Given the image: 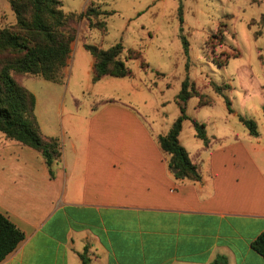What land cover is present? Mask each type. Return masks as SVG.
Masks as SVG:
<instances>
[{
    "label": "crops",
    "instance_id": "1",
    "mask_svg": "<svg viewBox=\"0 0 264 264\" xmlns=\"http://www.w3.org/2000/svg\"><path fill=\"white\" fill-rule=\"evenodd\" d=\"M243 9L249 13L245 21L258 23L260 34L264 0H250ZM72 49L73 65L77 52L76 60L85 57V49L83 43L79 51L76 44ZM85 59L88 89L95 59L91 54ZM68 64L65 76L71 74ZM139 67L149 69L147 63ZM143 74L147 78L140 86L132 85L133 73L116 78H129L122 83L128 82L131 91L153 92L161 97L156 107H166L163 90ZM189 75L203 102L199 96L186 101L188 118L178 140L197 166L198 180L176 179L158 142L180 114L176 97L182 82L169 115L154 117L146 102L140 111L129 99L99 93L101 102L86 105V115L71 113L51 122L39 119L37 98L27 88L35 98L39 132L58 141L60 156L48 166L40 151L0 132V213L24 234L0 264H82L81 255L88 264H210L219 255L227 264H264L251 247L264 230V84L260 107L242 115L256 122L253 136L232 105V112L227 110L223 95L231 91L229 83H214L196 70ZM214 84L225 86L223 95ZM248 93L243 91V100ZM192 98L193 110L211 108L218 100L225 114L190 115ZM191 119L204 124L207 144Z\"/></svg>",
    "mask_w": 264,
    "mask_h": 264
},
{
    "label": "rangeland",
    "instance_id": "2",
    "mask_svg": "<svg viewBox=\"0 0 264 264\" xmlns=\"http://www.w3.org/2000/svg\"><path fill=\"white\" fill-rule=\"evenodd\" d=\"M60 1L66 13L83 14L90 4L100 13L90 18L83 15L71 22L75 37L66 59V64L69 63L67 70H71V74L65 76L60 72V83L65 81V86L61 87L37 75H14L21 85L36 96L37 114L41 121H59L71 113L84 116L86 105L93 104L96 107L101 102L99 93L112 95L121 101L129 99L140 111H144L142 106L146 102L147 113L154 117L162 116L164 112L169 115L182 80L186 75L190 77L189 73L194 70L205 74L214 83H229L231 91L223 97L231 101L233 110L239 115L260 107L261 86L264 84V53L261 47L264 46V27L260 34H256L258 23L245 21L249 13L243 8H246L250 0ZM15 22L8 0H0V29L13 28ZM89 23L102 25L91 28ZM212 33L214 36L209 42L208 39L204 40L206 34ZM183 38L189 44L188 57L183 52ZM85 42L104 48L121 42L125 64L135 77L131 80L134 83L132 85L140 86L143 77L147 78L143 72H148L150 80L163 90V99L168 101L166 107H156L155 103L161 97H154L153 92L131 91L128 82L122 83L129 78L122 80L106 76L99 82L91 79L86 89L83 85V69L85 57L89 58L90 54L82 50L80 52L85 54L83 59L76 60L77 52L73 65L70 61L72 47L76 44L79 51L81 43ZM145 63L153 72L149 73V69L144 71L139 67H144ZM155 71L162 72L163 76ZM246 89L249 93L243 100V91ZM194 101L196 99L192 98L188 103L187 113L190 115L195 114L201 118L203 115L222 117L225 114L218 100L211 108L197 107L193 110ZM207 126L210 128V124Z\"/></svg>",
    "mask_w": 264,
    "mask_h": 264
},
{
    "label": "trees",
    "instance_id": "3",
    "mask_svg": "<svg viewBox=\"0 0 264 264\" xmlns=\"http://www.w3.org/2000/svg\"><path fill=\"white\" fill-rule=\"evenodd\" d=\"M8 2L16 22L13 28L0 29V132L8 139L40 151L46 164L50 166L60 156L59 143L54 138H44L40 134L34 115V95L21 85L14 75H37L46 81L60 83V72L66 66V59L71 51L70 45L75 37L71 22L83 15L87 18L96 17L100 12L90 4L83 14L66 13L62 10L60 0H8ZM101 25L102 23H89L91 28ZM182 42L183 52L187 56L188 42L185 38ZM83 47L95 59L92 76L94 82L105 75L113 77L131 75L122 55L121 42L105 49L86 42L83 43ZM213 88L223 95L222 89L225 86L214 84ZM192 96H199L202 104V96L189 82L188 77H185L176 97L180 114L168 132L158 136L160 147L169 156L168 167L176 179L200 178L197 166L178 140L182 121L188 118L185 113L186 101ZM224 100L227 110L232 112L230 100L227 97H224ZM238 118L251 135L257 136L256 122L253 119L241 115ZM191 121L197 137L207 144L204 124L195 119ZM23 239V232L0 213V262ZM251 247L264 259V230L251 242ZM81 259L82 264H88V259L84 255H81ZM210 264H227V259L219 255Z\"/></svg>",
    "mask_w": 264,
    "mask_h": 264
}]
</instances>
